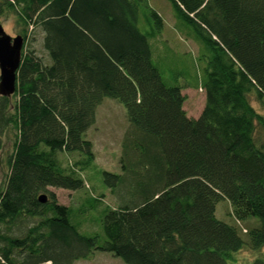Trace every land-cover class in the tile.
<instances>
[{
    "label": "trees",
    "instance_id": "obj_1",
    "mask_svg": "<svg viewBox=\"0 0 264 264\" xmlns=\"http://www.w3.org/2000/svg\"><path fill=\"white\" fill-rule=\"evenodd\" d=\"M150 1L0 0L24 39L16 92L0 96V148L14 136L0 264H74L95 251L126 264H232L264 248V116L251 102L264 106V0H167L175 29L200 47L197 118L187 86L167 78L164 20ZM37 28L41 50L27 45ZM107 98L125 106L129 127L121 174L103 172L116 206L104 210L102 238L81 234L50 188H86L87 132ZM75 154L83 160L65 167L61 156ZM224 200L234 225L216 216Z\"/></svg>",
    "mask_w": 264,
    "mask_h": 264
},
{
    "label": "rangeland",
    "instance_id": "obj_2",
    "mask_svg": "<svg viewBox=\"0 0 264 264\" xmlns=\"http://www.w3.org/2000/svg\"><path fill=\"white\" fill-rule=\"evenodd\" d=\"M150 4L162 16L164 20V31L161 39L165 42L163 54V65L165 66L168 79L174 82L173 76H178V84L185 87L183 92L187 100L185 109L189 116L197 118L203 111L206 97L205 92L198 89L202 67L198 62L200 47L191 39L182 36L175 29V19L172 5L167 0H151ZM2 26L8 35L16 37L19 27L13 12L6 10L0 16ZM27 45L41 50L42 32L37 28L31 34ZM252 105L264 116V106L251 98ZM96 123L87 132V139L93 143L95 154L94 165L81 172L86 188L79 191L50 188L62 205L71 207L78 221L79 232L86 236L100 235L104 238L102 219L107 206L115 207L116 199L106 187L103 172L121 174L120 158L122 154V142L129 127L127 110L120 102L107 98L99 106L96 115ZM258 144L264 145V131L258 128L256 133ZM14 136L12 132L6 134L2 139L0 148V191H2L8 179L10 168L8 158L13 150ZM65 167H75L76 162L83 160L78 154L61 156ZM101 199L100 202L95 201ZM216 216L219 220L234 225L231 216V206L227 201H221L216 207ZM257 226L258 219L253 218ZM248 220L243 227H253L256 223ZM256 226V227H257ZM244 239L247 235L242 234ZM264 257V248L260 251L245 250L234 255L232 264H246L257 258ZM74 264H126L120 258L108 252L95 251L92 256L85 260L76 261Z\"/></svg>",
    "mask_w": 264,
    "mask_h": 264
},
{
    "label": "water",
    "instance_id": "obj_3",
    "mask_svg": "<svg viewBox=\"0 0 264 264\" xmlns=\"http://www.w3.org/2000/svg\"><path fill=\"white\" fill-rule=\"evenodd\" d=\"M23 46V37L8 35L0 19V96L11 97L16 92ZM40 201L45 202L46 196L42 195Z\"/></svg>",
    "mask_w": 264,
    "mask_h": 264
},
{
    "label": "crops",
    "instance_id": "obj_4",
    "mask_svg": "<svg viewBox=\"0 0 264 264\" xmlns=\"http://www.w3.org/2000/svg\"><path fill=\"white\" fill-rule=\"evenodd\" d=\"M97 112H98V110H97Z\"/></svg>",
    "mask_w": 264,
    "mask_h": 264
}]
</instances>
